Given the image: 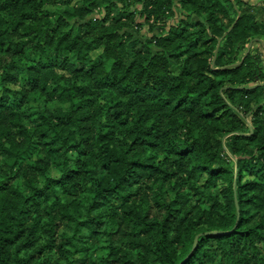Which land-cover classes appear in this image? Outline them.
<instances>
[{"label": "trees", "instance_id": "1", "mask_svg": "<svg viewBox=\"0 0 264 264\" xmlns=\"http://www.w3.org/2000/svg\"><path fill=\"white\" fill-rule=\"evenodd\" d=\"M66 1L0 0V264H264V0Z\"/></svg>", "mask_w": 264, "mask_h": 264}, {"label": "rangeland", "instance_id": "2", "mask_svg": "<svg viewBox=\"0 0 264 264\" xmlns=\"http://www.w3.org/2000/svg\"><path fill=\"white\" fill-rule=\"evenodd\" d=\"M125 2H128V0H126ZM66 3L67 4H70V5H78V0H67ZM262 5L264 6V3ZM262 5H260V6H262ZM260 6H259V4H254V6H252V10H253L254 13H256L257 19L259 21L264 22V10H260ZM126 7L127 6H125V8ZM128 7L130 8V5ZM136 7L139 8L140 7V4H137ZM44 8H45V10L50 11L51 15H53L54 17H55V15H57V12L55 11L56 8H55L54 5H46ZM60 10H61V8H60ZM60 10H57V11H60ZM147 17H148V15L146 13H143L141 15L139 14L137 16V18H136V21H138V22L145 21V20L148 19ZM178 18H179V16L177 17V19ZM158 19L159 20H157V19L155 20L154 19V16L153 17H150L148 23L154 25L155 27H161L165 31H167L169 27H175V28L181 27L186 22V18L182 16V19L183 20L181 19L180 21L183 22V23H180V24L174 26L173 24H174L175 19H176V16L175 15L173 17L169 18V20L165 21L164 23L161 22V18L160 17ZM146 31H148L147 24L143 25L142 30L140 32H141V34H144ZM148 33L150 34L149 31H148ZM135 35H137V34H135ZM138 36H140V34H138ZM260 43L261 44L255 43L254 44V47L259 48V50L261 52H263V55H264V39ZM171 70L173 72H176L177 71V66L176 65H174V66L172 65L171 66ZM21 84H22V82H18V83L8 82V85L10 87H12V88H18V87L21 86ZM120 128L121 127L118 126V129H120ZM34 142L36 143L35 139H34ZM46 175H47V177H51V178L58 177L57 172H56V170L53 167H50V169L48 170V172H47ZM244 176L246 178H249V175H247L246 172H244ZM202 180H203V178L200 181L196 182L195 184L196 185H201ZM42 182H43V177H42ZM191 183H192V181H190L189 183H183V184H186V185H184L185 187H189V184H191ZM120 234H122V232ZM119 236L120 235L118 234V236H116V237H119ZM103 239H105V238H103ZM89 242L91 243L90 249L88 251H85L84 250L81 253H79V255H78L79 257H82V256L86 255V260H88L90 258L91 259H94V260H98L99 257H102L103 255H106L107 249L104 246H102L101 244H99L96 240L94 241L93 239L89 240ZM69 251L71 253V250H69ZM51 252L52 253H55V254H58L59 251H58V248H56V249H53ZM255 254L257 255L256 259H258L260 257H264V245L262 243H259L258 244V248L255 251ZM45 255H50V254H48L47 251H45ZM68 255L69 254H66L65 256L68 258ZM110 261L112 262V258H111ZM213 262L215 264H225L224 255L220 253L219 256H218V258L216 257Z\"/></svg>", "mask_w": 264, "mask_h": 264}, {"label": "water", "instance_id": "3", "mask_svg": "<svg viewBox=\"0 0 264 264\" xmlns=\"http://www.w3.org/2000/svg\"><path fill=\"white\" fill-rule=\"evenodd\" d=\"M196 239H197V237H196ZM196 239H195V240H196Z\"/></svg>", "mask_w": 264, "mask_h": 264}]
</instances>
